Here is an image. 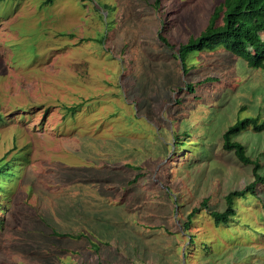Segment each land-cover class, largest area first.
Here are the masks:
<instances>
[{
  "label": "rangeland",
  "instance_id": "obj_1",
  "mask_svg": "<svg viewBox=\"0 0 264 264\" xmlns=\"http://www.w3.org/2000/svg\"><path fill=\"white\" fill-rule=\"evenodd\" d=\"M155 1L0 0V264H264V185L229 225L200 207L252 181L222 133L264 119V68L218 46L185 73L222 0ZM233 139L263 170L264 130Z\"/></svg>",
  "mask_w": 264,
  "mask_h": 264
},
{
  "label": "trees",
  "instance_id": "obj_2",
  "mask_svg": "<svg viewBox=\"0 0 264 264\" xmlns=\"http://www.w3.org/2000/svg\"><path fill=\"white\" fill-rule=\"evenodd\" d=\"M43 2L47 3L51 0H43ZM155 4H158L157 0ZM158 37L171 47L160 32ZM218 46L244 60L250 68H264V0H222L215 6L207 27L198 36L189 38L177 47V55L185 73L188 72L186 61L191 53L213 50ZM186 89L194 91V85L187 83ZM67 108L74 111L76 105ZM248 127L260 132L264 130V119L259 121L255 116L237 117L235 122L222 133V148L232 151L241 164L251 165L253 178L242 188L230 190L224 196L225 208L222 211L210 209L208 198L201 201L200 207L205 208L216 227L229 225L230 219L236 213V200L245 197L247 193L256 195V189L264 185V169H261L259 160L252 159L246 153L245 146L233 139V136ZM185 135L188 136L187 133ZM178 142L184 144L182 140ZM5 166L6 164L1 167ZM10 172L6 171L2 174L6 175ZM195 212L196 209H193L188 214V219L183 223L185 229L188 228Z\"/></svg>",
  "mask_w": 264,
  "mask_h": 264
},
{
  "label": "crops",
  "instance_id": "obj_3",
  "mask_svg": "<svg viewBox=\"0 0 264 264\" xmlns=\"http://www.w3.org/2000/svg\"><path fill=\"white\" fill-rule=\"evenodd\" d=\"M66 249V248H65ZM68 250H73L72 248H68ZM68 250H66V251H68Z\"/></svg>",
  "mask_w": 264,
  "mask_h": 264
}]
</instances>
